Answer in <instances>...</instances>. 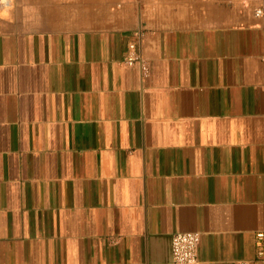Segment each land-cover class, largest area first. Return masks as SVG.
Masks as SVG:
<instances>
[{
	"label": "crops",
	"instance_id": "1",
	"mask_svg": "<svg viewBox=\"0 0 264 264\" xmlns=\"http://www.w3.org/2000/svg\"><path fill=\"white\" fill-rule=\"evenodd\" d=\"M0 0V264H253L264 13L251 0ZM264 7V0L259 3ZM136 41L149 66L121 60Z\"/></svg>",
	"mask_w": 264,
	"mask_h": 264
},
{
	"label": "built area",
	"instance_id": "2",
	"mask_svg": "<svg viewBox=\"0 0 264 264\" xmlns=\"http://www.w3.org/2000/svg\"><path fill=\"white\" fill-rule=\"evenodd\" d=\"M4 0L3 3H6ZM255 14L261 16L264 7L255 9ZM121 62L126 66L139 65L143 76H147L149 66L142 56L138 43L130 41L127 43L125 53ZM255 257L253 264H264V230L255 233ZM200 239L198 231H177L171 237V260L177 264H192L197 260V245ZM242 264H248L243 262Z\"/></svg>",
	"mask_w": 264,
	"mask_h": 264
},
{
	"label": "rangeland",
	"instance_id": "3",
	"mask_svg": "<svg viewBox=\"0 0 264 264\" xmlns=\"http://www.w3.org/2000/svg\"><path fill=\"white\" fill-rule=\"evenodd\" d=\"M260 2H261V0H251V3L254 4V7H253L254 8L253 9L254 11H255L256 8H259L260 7V4H259Z\"/></svg>",
	"mask_w": 264,
	"mask_h": 264
}]
</instances>
